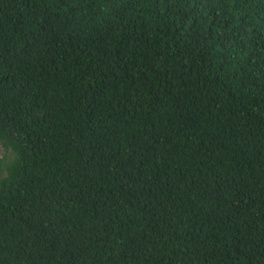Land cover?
Listing matches in <instances>:
<instances>
[{
    "label": "trees",
    "instance_id": "obj_1",
    "mask_svg": "<svg viewBox=\"0 0 264 264\" xmlns=\"http://www.w3.org/2000/svg\"><path fill=\"white\" fill-rule=\"evenodd\" d=\"M0 264H264V0H0Z\"/></svg>",
    "mask_w": 264,
    "mask_h": 264
},
{
    "label": "rangeland",
    "instance_id": "obj_2",
    "mask_svg": "<svg viewBox=\"0 0 264 264\" xmlns=\"http://www.w3.org/2000/svg\"><path fill=\"white\" fill-rule=\"evenodd\" d=\"M3 155V150L0 148V157Z\"/></svg>",
    "mask_w": 264,
    "mask_h": 264
}]
</instances>
